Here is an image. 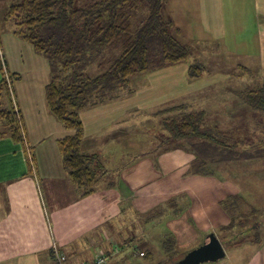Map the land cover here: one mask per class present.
Here are the masks:
<instances>
[{
    "label": "rangeland",
    "instance_id": "1",
    "mask_svg": "<svg viewBox=\"0 0 264 264\" xmlns=\"http://www.w3.org/2000/svg\"><path fill=\"white\" fill-rule=\"evenodd\" d=\"M14 1L15 0H0V38L4 41L3 45L5 49H7V53L9 54L8 51H10V55H14L18 58L17 53H14L17 49L14 47L13 40L16 39H14L13 35H8L5 31L6 27L10 29L12 28V23L5 20V14L7 6ZM93 1L96 0H78L76 6L81 7L92 3ZM224 1L226 12L228 14L230 13L231 16L229 14V18H224L223 15V18H221L222 34L224 35L220 36L214 29L206 27L204 20L209 18L206 17L202 20L200 10L198 9L199 0H169L165 10V16L174 21L175 31L178 30L177 28L180 30V33L177 35L178 39L189 47L190 57L188 63L171 67L168 66L146 74L136 75L134 79L131 80L130 86L133 92L136 91L135 94H128L125 92V96L122 99L104 103V106H106L111 102L123 101V103L119 102L120 105H111V107L114 108L123 106L124 109L120 111L121 115H119V117L115 116V119L113 116L114 114L108 113L106 121L107 126L110 128L107 129V126H102L101 130H99L98 124L97 126H94L92 121L86 122V120L82 118V122L86 126V135L88 136L87 138L86 135L84 136L85 140H88L85 141L83 151L91 155L97 154L102 165L100 169L104 172V175L102 176L103 180L98 187L99 190H102V184L106 187L109 185L110 178L108 176L114 171H118L119 168L123 166H135L133 163L137 158L144 153H148V151V154H151L154 147L151 146L152 144L150 142L155 139V136L156 139L154 141H157L158 139L162 140V145L159 146L158 149H162L160 154L165 155L167 154V151L173 150H179L191 154V150L186 146H183L184 148H178L177 146L173 147L174 142L170 140L171 132L168 128L165 129V125L163 126V124L167 122L160 124L155 122L157 117L161 116L158 114L159 111L152 115H146L142 114V112L146 111H140V114L134 110L129 112L125 109L129 108L128 102L131 103L132 99L135 98L134 95L137 94V97H139L137 87L142 86L143 89H146L145 81L147 79L149 80V83H151V79H153V82H158L149 90H165L169 89L171 86L176 87L177 83L171 82L170 80L165 81L167 76L175 75L179 83L178 85L182 88L184 86V78L181 79V77L187 79L188 65L195 62H201L205 65L207 72L203 77L217 78V75H224L228 79V77H233V75L239 74L245 69L248 73H246L245 76H242V81L239 80L242 82L243 88H253L256 86V82L264 80V58H262V52L260 51L263 50L262 43L264 42V31L262 30L264 28V13H258L254 9L252 0ZM142 4L145 5H141L138 11H133V14L140 18L138 21L131 18L134 28L138 27L140 21L148 15V4L143 2ZM130 14H132V12ZM212 21L215 23L214 27L217 28V31H220L221 29L218 27V19L214 18ZM200 31H203V34H199ZM0 51L3 56L1 48ZM118 51L119 48L112 50L114 53H117ZM0 61H2L1 55ZM181 68H184L185 74L180 72ZM5 72H7V69ZM161 72L169 73L162 74ZM0 74L2 75V73ZM197 80L198 79H194L191 81L193 82ZM234 80L235 78H233V81ZM239 81L237 80L233 84L231 83L232 81L229 82L230 84L227 83L230 90L233 86L240 87ZM28 84L29 82H25V80L19 84V92L23 93L25 90L28 92L32 91V86H28ZM158 85L162 88L158 87ZM206 86L204 91H208V89H206L208 87ZM144 91H147L146 94L151 93V91L148 90ZM184 93L186 94L180 95V97L178 96L179 98L177 97L175 101H179L182 104H185L184 102L186 101H190L191 98H188V94L192 93L189 92V89L186 91L184 90ZM216 94V100L219 101L218 98L223 97L225 90L221 93L218 91ZM143 95L145 94H140L141 97H143ZM212 96L213 93H211L210 96L207 92L202 93V98H205V101L209 100ZM40 97L41 95H37L34 102L36 103ZM152 98L153 100L155 99L154 96H152ZM202 98L199 96L198 101L203 102ZM34 102L29 98L26 102H22L21 100L19 104L26 105L29 108ZM7 103L6 100V105ZM240 106H243V104L239 100L235 108L237 113L239 112L238 115H234L233 111L226 110L228 114L227 118L224 119V122L223 119H221L222 117L220 114L217 115L218 118L214 115H210V113L206 114V123L218 125L206 127L212 129L218 127L223 130H229L228 132L231 136H235L237 140L241 141V146L252 144L258 145L260 139L264 137V130L260 129L263 122L257 121L260 117L262 118V116L257 114V117L254 120L253 115L251 116L248 113H245V111L250 110V108L247 106L245 109L243 106L244 109L241 112ZM91 109H93V107ZM106 114L107 113H105V115ZM119 119H121V121L117 124ZM251 120H254V122H251ZM93 127H95L96 130L92 129ZM5 129V127L0 126L1 132ZM89 130L90 133L88 132ZM91 130H95V132L91 133ZM145 142H148L146 144L147 146H144ZM44 147H46V145L41 148ZM41 148L37 147L35 151L39 152ZM191 149L193 150V148ZM158 158L159 157L157 156L156 159ZM254 164L255 165L251 166L243 164V166H241L236 163L235 167H233V165L228 167L227 163H224L221 166H217V168H219L217 173L218 180L223 183L219 182V186L221 187L217 192L219 194L221 189V191L226 194L221 202L228 203V205L233 207V211L229 208L227 210L228 212H226L224 208H222L223 206H221L223 210L222 214H227L231 217L234 213H250L248 219L239 218V222L237 223L241 226L236 225L233 232H227L226 230L222 231L220 227L215 228L213 225L208 226L207 228H202L199 226V224L203 225L202 220H199L198 224H196L195 221H192V227L195 224L197 225V227H193L192 230L189 227H185L186 229H184V227H177V220L173 221L172 218L174 219V215L175 217H179L176 215L178 213L181 215L180 221L186 220V214L182 215L179 211L183 207L195 206L198 209L200 208L198 212L202 213L203 210H207L206 207L208 205L215 202L212 201L214 192L210 186H205L206 190L201 188L199 194H196L193 189L188 191L189 188H182V185L186 184H183L181 180L180 185L177 183L175 189L177 192L181 189L182 192H185H183L184 194L181 192L177 196L178 198L173 199L174 202H177L176 209L174 210L176 212H174L173 209H170L166 202L161 203L151 201L146 205V210L145 208H143V210H136L128 201L117 205L111 204L109 208L101 211L99 214H95V225L89 226L90 224L88 223L76 227L74 230H76L77 241L81 243V248L79 252L78 249H75L78 252V255L76 256L73 254L74 250L67 248V252H70L71 257L65 264L70 261H74L76 264H94L95 259L98 256H104L107 258L105 264H158L172 254H175V258L179 260L180 257L185 256L188 252L203 244L208 234L211 233V230L219 235L226 251V258L218 263L205 264H258L254 257L264 256V217L262 216L264 214V180H259V178L264 177H261L258 173L264 172V161ZM243 174L247 176V178H243ZM211 178H214V176H209L207 182H209ZM224 185H229L230 193L241 190V188L242 193H234L227 196ZM244 189L252 190L253 193L247 195L249 194V191ZM201 190H203L206 195L201 194ZM258 192H260V195L257 194ZM186 193L187 195H185ZM237 196H241V199H238L239 197ZM219 197L222 196L218 195V198ZM228 198L234 199L228 201ZM105 201L106 200L98 199L97 205H95V211L102 207ZM96 206H98V209ZM165 207L166 209H164ZM68 213L71 215L73 209L69 208ZM187 216L190 217V213ZM257 216L260 218L256 221L254 219ZM170 217L172 221H168V218L170 219ZM224 217L225 216H223V218ZM223 218L218 221L223 222ZM89 221H91V219ZM68 222L66 231H69L68 236H70L73 232L71 228L72 219H69ZM186 222H188V220ZM155 225H160L159 228H156L155 232H147L148 228L156 227ZM177 228L180 231L184 230L185 234H179ZM195 229H199L201 236L194 241ZM55 232L58 236L62 237L64 234V228H55ZM166 234L175 238V243L177 241L176 250L165 251L164 240L167 241ZM138 239H140V241L136 242ZM180 242H188V244L181 246L182 243ZM135 247H138V249L136 250ZM147 248L155 255V260L153 262H147L145 258L140 256V252ZM259 260L261 261L260 264H264V259Z\"/></svg>",
    "mask_w": 264,
    "mask_h": 264
},
{
    "label": "crops",
    "instance_id": "2",
    "mask_svg": "<svg viewBox=\"0 0 264 264\" xmlns=\"http://www.w3.org/2000/svg\"><path fill=\"white\" fill-rule=\"evenodd\" d=\"M224 3V0H199L198 8L202 20L206 17L209 18L204 20L206 27L214 29L220 36L224 35L222 34L221 18H223V15L224 18H229L230 14L226 12ZM252 4L258 13H264V0H252ZM214 18L219 21L218 27L221 29L220 31H217V28L214 27L215 23L212 21ZM177 29L178 32H175L178 35L180 30L179 28ZM262 30L264 31V28ZM5 31L8 35H13L14 39H16L13 40L12 38L14 47L17 49L14 53H17L18 58L10 55V51H8L9 54L7 53L2 38H0V48L3 51L7 69L11 73L20 75V80L13 85L12 97L13 101L15 100L14 104L20 111L24 125L26 148L16 143L7 129L2 132L0 131V264H56L53 257L55 249L64 253L66 261H68L71 254L67 252V248L74 250L73 254L75 256L78 255L81 248V243L77 241L76 230H74L76 227L88 223L90 224L89 226L95 225V214H99L101 211L109 208L111 204L117 205L129 201L136 210H143V208L146 210V205L151 201L161 203L170 202L174 198H178L177 196L182 192V189L178 190V192L175 189L177 183L180 185L181 180L183 184H186L182 185V188H189L188 191L193 189L196 194H199L201 188L206 190L205 186H210L214 192L212 201L215 202L208 205L206 207L207 210H203L202 213L198 212L200 208L190 206V217L182 221L178 219L176 221L178 222L177 227H184V229H186L185 227H189L192 230L193 227H197L196 224H198L199 220H202L203 225L199 224L202 228H207L212 225L215 228H222L229 225L231 218L227 214H222L223 210L220 204L226 194L221 189L219 194L217 192L221 187L219 186L220 183H222L218 180V177L214 176V178H211L207 182L209 177L188 175L189 165L194 159V156L179 150L167 151L165 155L160 154L162 149H158L162 145V140L158 139L154 141L156 136L150 142L152 144L151 146L154 147L151 154H148V151V153H144L137 158L133 163L135 166H123L118 171H114L108 176L110 182L107 187L102 184V190L98 188L93 194L84 196L82 191L72 182L68 172L63 167L58 141L72 135L73 131L66 129L59 123L48 109L46 86L50 82L49 63L44 57L37 55L31 45L15 36L12 28L6 27ZM199 34H203V31H200ZM262 49L260 51L262 52V58H264V42L262 43ZM180 72L185 74L184 68H181ZM182 78H184V86L180 88L175 75L167 76L165 81L170 80L171 82L177 83V85L176 87L171 86L165 90H149L158 82H153V79H151V83H149L147 79L145 81L146 89H143L142 86L137 87L139 97H137V94L134 95L135 98L132 99L131 103L128 102L129 108L125 109L129 112L134 110L140 114V111H146L142 112V114L146 115H152L159 111L158 114L161 116L157 117L155 122L160 124L169 122L171 119L177 118L178 120L180 111L174 108L180 106H185L187 112L203 110L205 114L210 113V115H214L215 117L220 114L223 122L227 118L228 112L226 110L233 111L234 115L239 114L235 109L239 100L245 109L247 107L238 98V95L234 93V91L243 89L242 82L239 81H242V79L237 75L228 77V79L224 75H217V78L206 76L198 78L197 81L193 82L191 80L189 81V77L187 79L185 77ZM233 78H235L234 81ZM2 80L3 74H0V82ZM24 80L25 82H29L28 86H32V91L28 92L25 90L23 93L19 92V84ZM237 80L240 82V87L233 86L230 90L228 87L229 82L232 81L231 83L233 84ZM260 82L258 81L257 83ZM205 86L208 87L206 88L208 91H204ZM158 87L161 86L158 85ZM188 89L192 93L188 94V98H191L190 101L184 102L185 104L175 101L178 96L185 95L184 90L186 91ZM144 90L151 91V93L146 94L147 91ZM223 90H225V94L222 98L219 97V101H217L216 92L220 91L221 93ZM205 92L209 96L213 93V96L206 101L205 98H202V93ZM135 93L136 91L133 92V94ZM142 93L145 94L143 97L140 96ZM37 95H41V97L35 103L34 99ZM152 96H154V100ZM199 96H201L203 102L198 101ZM29 98L34 102L31 107L28 108L26 105L19 104L21 100L22 102H26ZM0 100L1 109L8 106L6 105L5 98L0 96ZM119 102L123 103V101H116L106 106L102 104L93 107V109L84 110L85 112L82 111L81 113V120L83 118L86 122L92 121L94 126L98 124L99 130H101L102 126H107L106 119L108 113L114 114V119L115 116L119 117L121 115L120 111L124 109L123 106L111 107V105H120ZM243 106H240L241 112L244 109ZM105 113L107 114L105 115ZM245 113L251 116L253 115L254 120L258 114L251 110L245 111ZM254 120H251V122H254ZM120 121L121 119L117 121V124ZM205 124L208 126L209 123L205 122ZM83 125L86 135V126L84 123ZM108 128L110 127L107 126ZM92 129L96 130L95 127ZM95 130H91V133L95 132ZM88 132L90 133V130ZM87 140L84 137L83 146ZM172 142H174L173 145H177V141L172 140ZM147 143L145 142L144 146H147ZM44 145L46 147L41 148ZM37 147L41 148L39 152L35 151ZM157 156L159 157L158 159H156ZM239 165L243 166V164ZM258 173L261 177H264V172ZM244 176L243 174V178H247V176ZM259 180L263 181L264 178H259ZM224 186L227 196L234 193H242V188L234 193H230L229 185ZM244 190L249 191L247 195L253 193L252 190ZM201 194H205V192L201 190ZM257 194L260 195V192ZM218 195L222 197L218 198ZM98 199L106 201L99 209L96 206L98 210L95 211V205H97ZM69 208L73 209L71 215L68 213ZM223 216L225 217L223 218ZM221 218H223V222L218 221ZM69 219H72L71 228L73 231L70 236H68L69 231H66ZM90 219L91 221H89ZM187 220L188 222H186ZM192 221L196 222L193 227ZM62 227L64 228V234L61 237L57 235L55 228ZM178 232L179 234H185L184 230H178ZM211 232L215 233L212 230ZM216 235L219 238L217 233ZM200 236L199 229H195V239L193 238V240L195 241ZM186 244L188 242H183L181 246H185ZM75 249H78V252ZM254 258L260 264L261 261L259 259L263 260L264 256ZM67 264L76 263L70 261Z\"/></svg>",
    "mask_w": 264,
    "mask_h": 264
},
{
    "label": "trees",
    "instance_id": "3",
    "mask_svg": "<svg viewBox=\"0 0 264 264\" xmlns=\"http://www.w3.org/2000/svg\"><path fill=\"white\" fill-rule=\"evenodd\" d=\"M77 1L15 0L7 6L5 20L12 23L15 36L31 45L35 53L49 63L48 109L59 123L73 131L72 135L58 141L63 167L75 186L87 196L98 190L104 172L100 169L102 165L97 154L83 152L85 130L81 112L122 99L125 92L133 93L130 86L136 75L188 63L190 54L189 47L177 37L174 21L165 16L169 0H96L81 7L76 6ZM142 2L148 4L149 12L134 28L131 18L135 21L140 18L133 11L145 5ZM116 48L119 51L112 52ZM5 64V60L0 61L3 74L0 96L7 100L8 106L0 109V125L7 129L16 143L26 148L24 125L12 97L13 85L20 80V75L11 73ZM205 73L206 67L201 62L188 65L190 80L201 78ZM246 73L244 69L236 75L243 78ZM234 93L252 112L262 116L257 121L263 122L260 129L264 130V80L256 82L253 88L245 87ZM174 109L180 111L178 120L171 119L163 126L171 132L170 140L177 141L173 147L186 146L191 150L194 159L189 165L188 175L217 176V166L224 163L235 167L236 163L253 165L264 161V137L258 145L241 146V141L231 136L229 130L206 127L203 110L187 112L185 106ZM208 126L218 125L209 123ZM237 197L241 199V196ZM166 203L173 211L176 209L174 200ZM220 205L226 212L229 208L233 211L228 203L221 202ZM189 208L183 207L179 211L187 218ZM249 214L234 213L222 231L233 232L236 225L241 226L237 223L239 218L248 219ZM176 215L179 217L174 215L173 221L181 217L178 213ZM259 218L257 216L254 220ZM155 226L148 228L147 232H155L160 225ZM165 236V251L176 250L175 238L168 234ZM140 256L147 262L155 260L154 253L148 248L141 251ZM158 264H177L175 254Z\"/></svg>",
    "mask_w": 264,
    "mask_h": 264
},
{
    "label": "water",
    "instance_id": "4",
    "mask_svg": "<svg viewBox=\"0 0 264 264\" xmlns=\"http://www.w3.org/2000/svg\"><path fill=\"white\" fill-rule=\"evenodd\" d=\"M226 258V251L214 232L208 234L206 241L177 260V264L218 263Z\"/></svg>",
    "mask_w": 264,
    "mask_h": 264
},
{
    "label": "built area",
    "instance_id": "5",
    "mask_svg": "<svg viewBox=\"0 0 264 264\" xmlns=\"http://www.w3.org/2000/svg\"><path fill=\"white\" fill-rule=\"evenodd\" d=\"M0 55L2 57V61L4 62V57L2 56V52L1 51H0ZM54 258H55L56 264H65V262H66V256H65V254L62 253L58 249H55ZM106 261H107V258L106 257H104V256H98L95 259L94 264H105Z\"/></svg>",
    "mask_w": 264,
    "mask_h": 264
}]
</instances>
